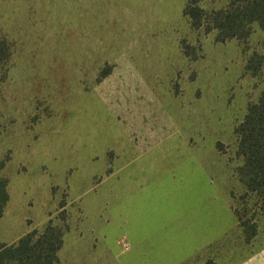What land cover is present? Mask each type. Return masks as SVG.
I'll return each instance as SVG.
<instances>
[{"label": "rangeland", "instance_id": "obj_1", "mask_svg": "<svg viewBox=\"0 0 264 264\" xmlns=\"http://www.w3.org/2000/svg\"><path fill=\"white\" fill-rule=\"evenodd\" d=\"M196 1L209 17L228 6ZM187 8L0 0V243L52 226L110 261L101 247L121 252L140 216L155 228L194 213L212 241L197 264H239L264 245V201L241 182L236 134L264 90V29L219 42Z\"/></svg>", "mask_w": 264, "mask_h": 264}, {"label": "trees", "instance_id": "obj_2", "mask_svg": "<svg viewBox=\"0 0 264 264\" xmlns=\"http://www.w3.org/2000/svg\"><path fill=\"white\" fill-rule=\"evenodd\" d=\"M187 1L190 8L185 10L184 15L190 18L192 27H203L202 19L205 18L210 23L206 31L217 30L219 42L247 37L253 23L264 29V0H228L225 9L213 11L210 17L196 5V0ZM9 57L7 45L0 42V82L3 79L2 66ZM257 58L260 60L261 56ZM251 68L252 64L249 63L248 69ZM236 134L239 138L238 154L244 158L241 182L249 192L258 194L264 201V90L259 101L249 107ZM1 168L0 163V170ZM8 200L7 181L0 179V218ZM256 234L255 230L251 238ZM35 236L36 232L28 233L11 246L0 243V264H58V252L63 245L61 233L49 226L36 241ZM204 264L215 262L208 260Z\"/></svg>", "mask_w": 264, "mask_h": 264}, {"label": "crops", "instance_id": "obj_3", "mask_svg": "<svg viewBox=\"0 0 264 264\" xmlns=\"http://www.w3.org/2000/svg\"><path fill=\"white\" fill-rule=\"evenodd\" d=\"M194 215L193 213L190 217L188 213L189 217L179 216L175 220L165 218L164 225L157 219L160 227L155 228H150L142 219L143 216H140V223L130 226V242L124 239V243L129 245L128 249L122 245L121 252H117L116 248L113 253L112 246L101 247V251L111 255L113 253L112 256L103 255L110 258V261L98 256L97 246L80 242L73 244L65 237L58 252L59 264H197L212 241L207 239L205 223L204 229H199V222H196ZM239 264H264V245L245 254L239 259Z\"/></svg>", "mask_w": 264, "mask_h": 264}, {"label": "built area", "instance_id": "obj_4", "mask_svg": "<svg viewBox=\"0 0 264 264\" xmlns=\"http://www.w3.org/2000/svg\"><path fill=\"white\" fill-rule=\"evenodd\" d=\"M123 246H124L125 249H128L129 248V245L126 242L123 243Z\"/></svg>", "mask_w": 264, "mask_h": 264}]
</instances>
